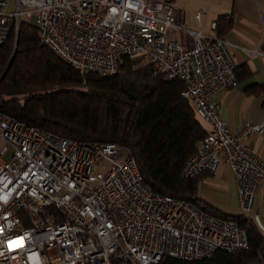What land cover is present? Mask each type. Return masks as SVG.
<instances>
[{
  "label": "built area",
  "instance_id": "obj_1",
  "mask_svg": "<svg viewBox=\"0 0 264 264\" xmlns=\"http://www.w3.org/2000/svg\"><path fill=\"white\" fill-rule=\"evenodd\" d=\"M9 1L15 10L5 8ZM171 1L0 0V46L36 14L41 43L81 75L112 76L125 58H140L165 79L180 80L182 97L210 125L184 177L214 175L226 162L240 213L248 215L264 185V159L248 140L264 123L230 132L215 99L238 84L229 42L186 30L187 48L171 36L185 30ZM209 27L215 31L217 22ZM4 72L0 66V80ZM248 247L236 221L157 193L119 143L72 139L0 108V264H158Z\"/></svg>",
  "mask_w": 264,
  "mask_h": 264
},
{
  "label": "trees",
  "instance_id": "obj_2",
  "mask_svg": "<svg viewBox=\"0 0 264 264\" xmlns=\"http://www.w3.org/2000/svg\"><path fill=\"white\" fill-rule=\"evenodd\" d=\"M225 16L216 20L219 37ZM0 66L4 71L9 66L0 80L4 112L72 139L119 143L157 193L191 200L236 221L248 234L246 250H221L193 261L164 257L158 264L264 263V233L253 219L211 206L198 196V177L183 175L185 162L208 130L182 97L180 80H167L150 63L130 58L112 76L81 75L41 43L38 26L28 20L21 21L17 39L12 33L0 46Z\"/></svg>",
  "mask_w": 264,
  "mask_h": 264
},
{
  "label": "crops",
  "instance_id": "obj_3",
  "mask_svg": "<svg viewBox=\"0 0 264 264\" xmlns=\"http://www.w3.org/2000/svg\"><path fill=\"white\" fill-rule=\"evenodd\" d=\"M214 3L208 10L209 20L201 24L199 30L217 35L216 30L209 27V22L226 15L220 22L221 36L229 42V52L237 65L238 84L220 90L215 99L221 104V116L228 129L236 133L246 122L264 123V0H215ZM176 17L180 23V14ZM177 32L172 31L171 36L187 48L193 46L189 36L182 42L177 38ZM255 50L258 54L253 53ZM200 121L206 130L210 129L208 122ZM248 144L264 159V131L253 134ZM198 196L225 214H241L236 183L226 162L216 174L202 173L198 177ZM248 216L264 233V185L259 188Z\"/></svg>",
  "mask_w": 264,
  "mask_h": 264
},
{
  "label": "rangeland",
  "instance_id": "obj_4",
  "mask_svg": "<svg viewBox=\"0 0 264 264\" xmlns=\"http://www.w3.org/2000/svg\"><path fill=\"white\" fill-rule=\"evenodd\" d=\"M214 2L215 0H172L171 3L176 10V14H180L181 26L185 29L177 32V38L185 42V39L188 38L186 30L197 31L201 24H206L209 20L208 10L215 4ZM5 8L10 11L15 10L16 3L14 1H9ZM199 11L205 13L201 21L195 18L196 13ZM26 20L36 24V14H32L30 17H27ZM134 60H138L141 64L147 63L140 58Z\"/></svg>",
  "mask_w": 264,
  "mask_h": 264
},
{
  "label": "water",
  "instance_id": "obj_5",
  "mask_svg": "<svg viewBox=\"0 0 264 264\" xmlns=\"http://www.w3.org/2000/svg\"><path fill=\"white\" fill-rule=\"evenodd\" d=\"M8 67H9V66H8ZM8 67H7V69H8ZM7 69H6V70H7ZM6 70H5V72H6ZM5 72H4V74H5Z\"/></svg>",
  "mask_w": 264,
  "mask_h": 264
}]
</instances>
